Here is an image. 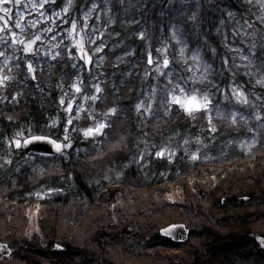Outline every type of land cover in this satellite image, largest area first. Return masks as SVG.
<instances>
[{
    "label": "trees",
    "instance_id": "trees-1",
    "mask_svg": "<svg viewBox=\"0 0 264 264\" xmlns=\"http://www.w3.org/2000/svg\"><path fill=\"white\" fill-rule=\"evenodd\" d=\"M130 1L135 7L128 6V10L134 7L132 15L142 17L139 29L151 22L156 33L164 26L163 15L171 14V8H183L184 14H171L172 23L180 24L191 46L198 49L205 44L216 50L215 58L208 53L205 57L213 70L221 71L218 92L230 80L254 88L242 72L229 77L233 66L229 56L224 59L227 69L221 68L222 49L217 45L222 32L217 23L226 21L219 16L220 7L221 12L253 18L260 0L249 4L244 0H173L172 5L170 0ZM11 26L8 21L0 23L5 31ZM130 32L134 34L135 29L121 32L128 43L125 49L136 42V47H142L144 38L130 37ZM62 54L67 55L61 50L55 60H33L36 80L27 71L25 55V60L19 57L4 71L12 79L0 86V164L2 157L10 160L0 166V244H6L10 252L0 253V264H264V244L256 239L264 238V130L255 125L248 129L205 112L188 116L166 108L164 102L160 111L155 110L159 105L155 103L151 115L143 119L134 111L144 87L139 72L110 67L104 93L92 104V120L107 125L103 134L86 137L84 129L74 130L75 145L59 157H34L5 147L6 139L17 131L59 138V127H52L51 120L62 115L58 107L61 84L70 85L76 74ZM176 62L183 67L180 80L189 84L195 80L187 62ZM213 89L212 103L216 99ZM157 95L161 97L162 92ZM254 105L255 111L250 109L246 115H260L257 110L264 107ZM79 120L76 127L80 128L83 120ZM141 133L151 148L139 156ZM241 134L256 138L249 141L253 145L237 147ZM153 135L157 136L155 144ZM190 137L197 143L186 141ZM167 143L181 145L173 158L158 156L159 149H154ZM189 144L200 146L193 159L184 148ZM106 168L116 170L115 179L99 181ZM173 184L180 186L184 196L168 202L165 194ZM45 188L51 191L43 195ZM35 194L42 197L35 199ZM31 202L40 205L39 232L33 234L25 217ZM176 221L188 229L182 242L159 233ZM169 251L175 253L163 254Z\"/></svg>",
    "mask_w": 264,
    "mask_h": 264
},
{
    "label": "rangeland",
    "instance_id": "rangeland-1",
    "mask_svg": "<svg viewBox=\"0 0 264 264\" xmlns=\"http://www.w3.org/2000/svg\"><path fill=\"white\" fill-rule=\"evenodd\" d=\"M56 1L57 0H54V2H52V0H49V2L44 5L43 9L33 7V4L39 5L41 0H19V3H17L16 0H11L8 4L0 3V17L3 18L0 19V23L3 20L4 23L8 21L12 24V26L8 28V31L0 32V36L4 37V40H0V52H3L5 56L8 57L6 61L4 56H0V75H5L4 71L11 67L19 57L25 60L24 55L26 56V63H31L34 67L36 64L33 60L38 62L44 60L45 57H47V60H51L52 56L57 51L60 52L62 50L66 52L67 55L62 54L61 58H68V62L70 66L75 69L74 71L76 74L70 80V85L65 86V83L61 84L60 90L62 94L58 99V107L62 115H59V119L51 120L52 127H59V138L57 139L62 141L64 145H75L74 143L77 139L72 133L74 130L80 132L84 129L86 131L89 128H95L100 123H103L100 122V119H95L96 121L92 120L94 118L93 115L95 116L94 112H92V104L104 93L103 88L106 87L104 81H108L110 77L109 69L112 65L119 68L125 67L124 69L133 70L136 74H138V72L140 73V81L144 87L137 97V103L134 109L136 113H134L140 115L143 119L151 115L155 103L159 104L155 108L156 111L161 110L160 107L162 106V102L167 104V101L173 94L176 83L179 82L189 90L194 86L199 88L201 92L206 93L211 100L213 97L212 88L214 87V97H216V99L209 105L208 111L205 112L206 115H212L214 118L225 117L228 122H231L230 114L238 113L237 123L231 122L232 124L244 126L248 129L250 126L255 125V127H260L264 130V108L261 111L256 109L260 115H246V112L250 109L251 113L252 110L255 111L256 106L254 102L264 107V60L262 59L264 58V23L259 19L264 16V5H262L260 1H256V15L253 18H251L249 14L246 16H239V14L231 12L230 14L226 12V10L221 12L223 7H220L218 11L221 13L219 15L220 17L226 18V21L221 19L217 23V27L222 32L219 38L220 41L217 45V48L222 49L223 53L220 55L223 60L221 68L227 69L224 59L226 56H229L233 65L231 66V73L229 69V77L231 78L230 75L236 77L242 72L254 87L243 88L244 84L241 83L238 85L234 83V80H230L231 84H223L225 86H222L220 93L217 89L221 86L219 84V80H221L219 78L221 71L213 70L205 57V53H208L210 58H215L216 50L205 44L199 46L200 48L198 49L195 46H191L183 36V30L180 24L172 23L174 16L171 14L178 11L184 14L185 10L183 8L178 7L179 9L177 8L175 10L171 8V14L163 15L162 19L164 26H161L160 31L156 33L151 22L148 28L139 29L142 23V17H138L135 14L132 15V9L135 7V4L131 3L130 0H77L81 2L80 4L72 0L70 6L68 5V0H58V4L55 5L54 3H56ZM172 2L173 0L169 1L171 5ZM244 2L250 3L249 0H244ZM93 4L98 5V7L92 9ZM149 5L152 4L149 3ZM128 6L134 7L128 10ZM65 7L68 8L67 13L62 11ZM4 8H8L10 11L5 13L3 10ZM40 12L44 13L42 17L39 15ZM56 13H59V16L55 15ZM86 13H89L86 18L87 27H85ZM37 20L39 21L37 27L26 28L29 34L23 38L25 39V43H27L29 40L34 39L35 35H40L41 40L37 41L33 46L32 53H26L23 49V45L12 44L11 33L15 32L17 33V38H21L20 29L15 27L16 23L19 22L23 27L27 25L29 21ZM53 21H55V23H53ZM65 21H67V23H65ZM72 21H76L77 28L76 32L70 35ZM249 24H251L252 27H249ZM128 28L135 29L134 34L130 32V37L137 36V39H141L140 34L143 33L144 42L142 47H140V45L136 47L138 44L136 42L133 43L134 46H129V49H125L128 43L125 44V38L121 32ZM47 29H51V31H47ZM126 33L128 36V32ZM174 33L175 37L173 35ZM53 36H55V39H52ZM5 40L7 42H5ZM177 40H179V42H177ZM90 41H95V43ZM81 43L82 47L80 46ZM97 48L101 50L97 51ZM69 49H71L70 54L68 51ZM81 49H86L91 58L90 67L88 69L81 67L83 65L80 63L78 57ZM20 53L23 56H20ZM244 56H247L248 59H243ZM149 57L153 60L152 64L148 63ZM165 59L169 61L168 67L166 68L163 66V61ZM142 60L143 62L139 64V61ZM176 60L188 63L187 69L192 77H195V80H191L192 82L190 84L186 83L185 80H180V73L183 71V67L178 64ZM134 61L135 66H133ZM161 72L165 73V75H160ZM213 74H215V78L218 79V82L215 78H212ZM83 77L84 80L82 79ZM188 77H190V75H188ZM169 81H171V83H169ZM201 81L203 82L201 83ZM74 83L79 85L81 92L77 93L75 91L72 87ZM96 85H99L102 89L100 93L96 92ZM161 85H163L164 89L161 88ZM149 89L156 93L151 92ZM233 89L242 91L244 96L248 99V104L239 102L242 98L234 95ZM160 91L162 92L161 97L157 95V92ZM175 94H179L178 91ZM93 96L98 98L93 100ZM61 100L64 101L63 104H61ZM142 102L143 107L138 111L137 105H140ZM69 104L72 106L71 112L67 110ZM165 107L168 109L170 108L168 104ZM145 108H150V111H145ZM257 116H260L261 119L258 120L256 118ZM88 117L90 120L86 122ZM69 120L72 121L71 124L68 123ZM76 120H79L78 122L83 120V122L80 123V128L76 127ZM208 120L210 121V119ZM212 121L213 119L211 118V122ZM234 132L238 133L237 131ZM13 134L14 135L6 139L7 145L5 147L10 150H19L20 147H16L15 141L17 139L21 140L24 136L29 135L30 132L22 133V131H17ZM141 134L143 135L139 136L141 137L142 144L140 146V152H138L137 155L144 154V150L151 148L149 145L144 144V133ZM65 136L68 137L67 140H65ZM153 136V143L155 144L157 136ZM193 140H195V138H186V141L197 143ZM255 140L256 138L254 137H246L241 134V136L236 138L235 143L237 147L243 146L244 148H248L253 145H249V141ZM231 142L234 141L231 140ZM173 144L174 143H167L166 145L154 147V149H159L157 153L162 152L163 156L173 158L179 151L177 150L178 147H181L180 144L178 146H175V144L173 146ZM184 148L189 149V159H193L197 156L196 151L200 146H198V144H189ZM29 159L30 158H28V160ZM8 161H10L8 157H2L0 166H3ZM115 171L106 168L102 173V177L98 180L105 181L108 178L115 179ZM247 171L250 172L252 170H250L249 167ZM109 175L111 176L109 177ZM49 189L45 188L42 192L43 195L49 193L51 191ZM169 189L170 191L165 194V199L168 202L178 201L183 198L182 189L177 184H173ZM40 197L42 196L37 195L35 199ZM39 215L40 205L38 203L31 202L26 206L25 217L28 219V232L31 234L39 232ZM172 223L184 224V222L177 221ZM172 253L175 252L169 251L163 254Z\"/></svg>",
    "mask_w": 264,
    "mask_h": 264
},
{
    "label": "snow or ice",
    "instance_id": "snow-or-ice-1",
    "mask_svg": "<svg viewBox=\"0 0 264 264\" xmlns=\"http://www.w3.org/2000/svg\"><path fill=\"white\" fill-rule=\"evenodd\" d=\"M11 0H0V3L3 4H8L10 3ZM17 3H19V0H16ZM49 2V0H41V2L39 3V5L33 4V7H39L41 9L44 8V5L47 4ZM52 2H54V0H52ZM249 2L251 3V0H249ZM261 4L264 5V0H260ZM72 3V0H68V5L70 6ZM96 7H98V5L93 4L92 5V9H95ZM5 13L9 12L10 10L8 8H4L3 9ZM63 12L67 13L68 8L65 7L63 10ZM39 15L42 17L44 15L43 12H40ZM55 15L59 16V13H56ZM89 15V13L85 14V27H87L86 24V18ZM230 15V14H229ZM0 19H3L2 17H0ZM261 20L262 23H264V16L259 18ZM39 23V21H29L27 25L25 26H21V24L18 22L16 23L15 27L20 29V37L21 38H17V33L12 32L11 33V38H12V44L16 45H23V49L26 53H32L33 50V46L36 44L37 41L41 40V36L40 35H35V38L32 40H29L27 43H25V39L23 37L27 36L29 33L26 31V28L30 27V28H36L37 24ZM53 23H55V21H53ZM65 23H67V21H65ZM7 24V21H5V25ZM249 27H252L251 24H249ZM76 28H77V23L76 21H72L71 23V33H75L76 32ZM5 28L0 27V32H4ZM47 31H51V29H47ZM175 37V33L173 34ZM141 39H143V33L140 34ZM52 39H55V36L52 37ZM0 40H4L3 36H0ZM5 42H7L5 40ZM92 43H95V41H90ZM177 42H179V40H177ZM80 46L82 47V43L80 44ZM100 48H97V51H100ZM69 54L71 53V49L68 50ZM0 56H4L5 60L7 61L8 57L5 56V54L3 52H0ZM58 56H60V52H56L53 56L52 59L55 60ZM83 58V57H81ZM243 59L247 60L248 57L244 56ZM88 62L91 63V58L89 57ZM227 63V61H225ZM149 64L153 63V60L151 59V57H149L148 60ZM169 61L167 59H165L163 61V66L166 68L168 67ZM7 66V65H5ZM27 71L32 74L31 75V79L32 80H36V69L33 67V65L31 63L27 64ZM160 75H165V73L161 72ZM12 77H9L7 75H0V86H6L7 81L11 80ZM203 81H201L202 83ZM169 83H171V81H169ZM195 84V82H194ZM72 87L75 89V91L77 93L81 92V88L79 87L78 84H73ZM102 91V89L99 87V85H96V92L100 93ZM178 91L179 94H175ZM233 94L236 95L237 97H241L242 99L239 101L243 104H248V99L246 96H244L243 92L238 90V89H233ZM98 97L93 96L92 99L95 100ZM64 101L61 100V104H63ZM167 104L170 107H174L176 109H179L180 111H182L183 113H185L188 116H192L194 117L196 113L199 112H206L209 109V105L212 104V100L209 98V96L206 93H202L201 90L197 87H193L192 89H186L181 83H176L174 89H173V94L171 95L170 99L167 101ZM143 107V102L140 105H137V110L139 111L141 108ZM69 112H71L72 110V106L71 104L68 105V109ZM145 111H150V108H145ZM113 114L115 113L116 109H111L110 110ZM231 122L232 123H237V115L238 113H231ZM258 120L261 119L260 116L256 117ZM71 120L68 121L69 124H71ZM211 122V120L209 121ZM107 125L105 123H100L97 127L95 128H89L84 132V135L87 137L89 135H94V134H103V129L106 128ZM48 138L46 136H31L30 139H26L23 141V144L26 146L27 144L31 143L32 141H43V140H47ZM68 137L65 136V140H67ZM48 142L55 144V147L57 149V151H60L62 148L61 144L56 143L53 140H49ZM16 147H20L21 146V140L17 139L15 141ZM64 147H70V145H63ZM158 156H162L163 153L159 152L157 153ZM262 243H264V241H262Z\"/></svg>",
    "mask_w": 264,
    "mask_h": 264
},
{
    "label": "water",
    "instance_id": "water-1",
    "mask_svg": "<svg viewBox=\"0 0 264 264\" xmlns=\"http://www.w3.org/2000/svg\"><path fill=\"white\" fill-rule=\"evenodd\" d=\"M81 57H83V58H81ZM79 58H80L81 62L86 67L89 65V62H88L89 55L85 49L81 50V52L79 54ZM31 136H46L48 139L43 140V141H32L31 143H29L25 146L23 144V141L26 139H30ZM49 140H53L56 143L61 144L62 145L61 150L57 151L55 144L48 142ZM20 147H21V151L26 155L32 154V155H41V156H54V157H58L64 148L62 141L57 140V139L50 137V136H47V135H43V134H33V135L26 136L25 138H23L21 140V146ZM159 233L161 236L170 238L171 240H173L175 242H182V241L186 240L188 237V229L182 223L169 224V225L161 228L159 230ZM256 239L259 241L260 244H264V243H262V241H264V238L257 236ZM0 250H1L2 254L7 255L9 253V250L7 249L6 244L1 243L0 244Z\"/></svg>",
    "mask_w": 264,
    "mask_h": 264
}]
</instances>
